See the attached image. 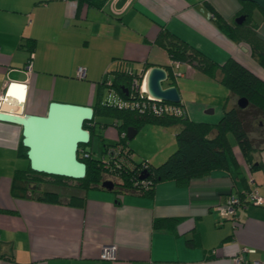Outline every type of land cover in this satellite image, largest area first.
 <instances>
[{
    "label": "crops",
    "instance_id": "obj_1",
    "mask_svg": "<svg viewBox=\"0 0 264 264\" xmlns=\"http://www.w3.org/2000/svg\"><path fill=\"white\" fill-rule=\"evenodd\" d=\"M241 7L240 0H105L100 6L0 0V94L12 82L21 97L9 93L1 109L45 114L50 101L91 106L106 70L129 61L137 71L152 65L168 71V64L171 73L162 86H176L190 118L215 121L236 102L219 71L210 74L184 61L170 65L155 38L167 31L215 64L232 57L264 80V67L248 44L230 39L211 20L213 10L231 22ZM251 15L264 38L262 10L252 5ZM78 66L82 77L76 76ZM107 118L96 115L93 123L91 137L101 144L119 135ZM177 129L148 122L130 130L129 138L125 129L124 137L135 161L157 164L174 149ZM20 131L19 124L0 120V264H235L241 247L252 249L244 252L248 259L264 261V144L249 165L228 135L235 164L184 185L158 181L150 196L91 187L81 193L82 204L73 205L11 194L13 170L27 159L17 154ZM247 190L263 202L238 205L234 222L220 214L228 193ZM105 244L115 245L114 258L99 257Z\"/></svg>",
    "mask_w": 264,
    "mask_h": 264
},
{
    "label": "trees",
    "instance_id": "obj_2",
    "mask_svg": "<svg viewBox=\"0 0 264 264\" xmlns=\"http://www.w3.org/2000/svg\"><path fill=\"white\" fill-rule=\"evenodd\" d=\"M78 1L100 6L105 0ZM240 2L242 7L237 15H244L240 23L234 20L226 22L213 10H211V20L230 39L245 41L252 56L260 66L264 67V38L257 34L254 29L255 23L251 20V6L256 4L247 0H240ZM262 13L264 16V10ZM155 42L165 49L169 59L184 61L191 67L210 74L218 70L219 81L236 97H245L247 104L240 107L235 103L224 108L215 121L192 119L186 115L185 110L182 114L155 115L149 111L118 108L106 102L108 89L112 88L126 97L130 93L132 77L139 78L144 71H137L129 61H122L120 66L111 70L107 69L98 81L94 102L91 105L92 116L89 120L83 121L82 126L89 131V139L86 143L77 145L76 155L85 163L84 175L71 178L48 174L32 170L27 164L23 168H14L10 185L11 194L48 202L63 201L81 205L84 198L81 193L91 187H102L101 180L110 179L113 182L112 188L120 186V189L117 188L119 192L128 191L150 196L153 193L154 184L158 181L170 179L184 185L190 178L203 176L211 169L226 168L229 163L235 164L228 139L229 133L233 136L244 160L249 165H253L252 152L258 149L259 145L264 144V80L232 57L221 64H215L200 51L167 31L159 32ZM143 66L142 69L147 68V64ZM166 66L167 73H171L169 65L166 64ZM104 78L109 79L110 83L106 84ZM176 103L181 105L179 101ZM96 115L110 118L109 123L117 128L119 134L117 140L113 142H102L100 157L94 156L86 147V144L90 142ZM148 122L163 126L178 125L174 134V149L157 164L131 159V150L124 137L127 126L138 128ZM109 123L105 122V124ZM253 132L256 135H252ZM121 133L123 134L120 135ZM113 144L122 146L118 157L123 159L118 165L114 164V157L110 156L111 152H106V148ZM82 150L87 151L88 154L83 156ZM25 151L26 147L19 140L17 154L26 157ZM103 157L111 160L104 162ZM142 162H145V166H142ZM105 175H111L115 179L104 177ZM141 180L147 181L146 184L141 183ZM68 181L72 182L68 183ZM41 183H48L49 188H38L37 186ZM161 220L155 219L154 223Z\"/></svg>",
    "mask_w": 264,
    "mask_h": 264
},
{
    "label": "water",
    "instance_id": "obj_3",
    "mask_svg": "<svg viewBox=\"0 0 264 264\" xmlns=\"http://www.w3.org/2000/svg\"><path fill=\"white\" fill-rule=\"evenodd\" d=\"M264 10V0H247ZM243 14L235 16L234 21L240 23ZM168 76L165 67L152 65L145 71V88L153 97L170 102L179 101V93L175 85L162 86L161 81ZM238 106L244 107L247 99L236 98ZM92 116V107L71 102L50 101L45 114L17 113L0 109V120L19 124L21 127L20 142L26 147L25 155L30 169L48 174H56L71 178L84 175L85 163L77 155V145L86 143L89 131L82 126L83 121ZM126 127L129 138L130 130ZM103 188L111 189L113 182L103 179Z\"/></svg>",
    "mask_w": 264,
    "mask_h": 264
},
{
    "label": "built area",
    "instance_id": "obj_4",
    "mask_svg": "<svg viewBox=\"0 0 264 264\" xmlns=\"http://www.w3.org/2000/svg\"><path fill=\"white\" fill-rule=\"evenodd\" d=\"M168 63L170 65L177 66L179 61L169 59ZM28 66L29 65L27 64V67ZM83 73H84V68L82 66H78L76 68V76L82 77ZM174 75L175 76L181 75V72L176 71ZM144 76H145V71L142 72L139 78H137V76L132 77L130 83V93L128 96L126 95V97L121 96L117 91L113 90L112 88H109L107 91L106 102L118 108H126L131 110L134 109L140 112L149 111L155 115L182 114L184 112V108L181 105L177 104L176 102H170L163 100L161 98H156L151 96L146 91ZM104 79H105L104 82L106 84L110 83L109 79L107 78ZM18 85L20 86V84ZM17 88L21 89V87H17ZM14 89H15V84L9 82L5 88V91L2 94H0V102H2L3 99L7 98L9 93L10 96L14 95L16 99L20 100L21 99L20 94H17V92ZM122 134L123 133H121L120 135ZM121 147H122L121 144H113V145H109L108 148H106V152L107 153L111 152L112 155L110 156L114 157L113 160L114 164L117 163V165L123 159L122 157L121 158L118 157V152L121 151ZM81 154L83 156H86L88 153L87 151L82 150ZM130 158L132 159V156ZM103 159L104 162L107 160H111L105 157H103ZM142 166H145V162H142ZM146 182L147 181L145 180L143 181L141 180V183L143 184H146ZM262 202H263V197L258 195L257 192H255L254 190L244 191L241 195L228 193L224 204L220 207V214L223 215L224 217L231 219L234 222L237 219L235 217V208L238 205H241L243 203L260 204ZM251 250L252 249L247 247L239 248L238 251L232 257L233 262L235 264H264L263 260H259L256 258L248 259L247 257H245L244 252ZM114 256H115L114 244H105L101 246L99 251V257L111 259L114 258Z\"/></svg>",
    "mask_w": 264,
    "mask_h": 264
},
{
    "label": "rangeland",
    "instance_id": "obj_5",
    "mask_svg": "<svg viewBox=\"0 0 264 264\" xmlns=\"http://www.w3.org/2000/svg\"><path fill=\"white\" fill-rule=\"evenodd\" d=\"M165 81H166V79H164V80H162L161 82H162V84L163 83H165ZM193 96H194V94H193ZM237 98V97H236ZM107 120H108V118H107ZM256 135V133L255 132H253V135ZM231 138H232V135L229 133L228 134ZM86 147L92 152V154L94 155V156H97V157H100L101 156V142L99 141V139L95 136V135H93L92 137H91V140H90V142H89V144H86ZM28 163H27V159H25V158H22V159H20L19 161H18V163H17V167H21V168H23V167H25L26 165H27ZM104 177H111V176H109V175H105ZM112 179H115V178H113V177H111ZM45 179H47V177H45ZM70 181H68V183H69ZM72 182V181H71ZM70 182V183H71ZM45 185H49L48 183H44ZM68 186V185H67ZM116 188H119L120 189V186L119 187H116Z\"/></svg>",
    "mask_w": 264,
    "mask_h": 264
},
{
    "label": "flooded vegetation",
    "instance_id": "obj_6",
    "mask_svg": "<svg viewBox=\"0 0 264 264\" xmlns=\"http://www.w3.org/2000/svg\"><path fill=\"white\" fill-rule=\"evenodd\" d=\"M40 189H47L49 188L48 185H45L44 183H41L39 186H37Z\"/></svg>",
    "mask_w": 264,
    "mask_h": 264
},
{
    "label": "bare ground",
    "instance_id": "obj_7",
    "mask_svg": "<svg viewBox=\"0 0 264 264\" xmlns=\"http://www.w3.org/2000/svg\"><path fill=\"white\" fill-rule=\"evenodd\" d=\"M7 97H8V96H7ZM9 97H10V96H9ZM4 100H5V99H3L2 102H0V106H1V108H3Z\"/></svg>",
    "mask_w": 264,
    "mask_h": 264
}]
</instances>
